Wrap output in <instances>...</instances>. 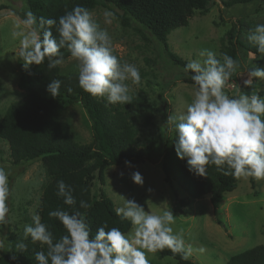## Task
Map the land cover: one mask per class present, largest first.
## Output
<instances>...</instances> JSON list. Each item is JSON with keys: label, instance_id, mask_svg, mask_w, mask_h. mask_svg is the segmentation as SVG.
I'll list each match as a JSON object with an SVG mask.
<instances>
[{"label": "rangeland", "instance_id": "obj_1", "mask_svg": "<svg viewBox=\"0 0 264 264\" xmlns=\"http://www.w3.org/2000/svg\"><path fill=\"white\" fill-rule=\"evenodd\" d=\"M0 119L7 106L24 97L25 91L19 86V77L24 72L18 57L19 40L11 36L17 23L26 18L22 0H0ZM93 18L106 29L112 38L114 54L121 62L136 65L140 70L139 84L129 85V95L143 93L150 101L151 110L136 114L133 125L136 130V146L141 147L150 139L159 140L156 144L153 160L109 165L105 168L104 184L92 181L95 193L103 191L115 208L122 206L124 199H135L147 211L162 213L172 210L175 215L176 231L183 230L186 244L192 248L191 258L196 264H225L230 256L249 249L257 244L264 245V181L252 178H239L236 187L225 193L220 201L217 214H214L209 196L192 198L186 186L173 179L171 184L163 180L159 165L162 154L161 140L171 138L173 131L167 119L169 115H179L191 102L193 86L183 81L186 74L182 68L174 66L155 39L147 31L133 22L124 26L117 15L109 8L97 5L90 10ZM106 11L113 16L105 17ZM106 20H110L107 23ZM235 23L239 27L240 37L248 45L247 34L257 23H264V0H254L246 4L224 7L220 0H210L202 11L195 10L188 24L175 28L167 35V45L171 52L188 62L191 59L202 60V50H211L220 56L221 40ZM225 43V41H224ZM239 51L238 72L226 83L225 91L232 95L239 90L249 96L259 94L264 97V81L254 82L245 88L243 81L253 67L264 68V56ZM253 54V53H252ZM61 74L78 73L77 62L71 56L59 65ZM124 106V104H121ZM150 113V122L145 115ZM62 128L72 132L73 140L79 144L91 141L90 121L79 102L65 103L61 112ZM88 164L91 161L87 162ZM0 167L8 172L10 194L7 200V224L0 226V241L5 244L3 252H10L11 240L23 238L25 224L32 223V214L37 212L43 187L50 181L41 160L23 161L12 164L8 155V146L0 140ZM139 171L143 186L130 179L131 173ZM123 173V176L120 174ZM253 183V184H252ZM132 227L126 234H130ZM149 264H178L172 257H158L149 254Z\"/></svg>", "mask_w": 264, "mask_h": 264}, {"label": "clouds", "instance_id": "obj_2", "mask_svg": "<svg viewBox=\"0 0 264 264\" xmlns=\"http://www.w3.org/2000/svg\"><path fill=\"white\" fill-rule=\"evenodd\" d=\"M105 17L113 16L106 11ZM110 23V20H106ZM55 29L57 35L53 34ZM11 36L19 40L18 57L24 69L41 65L47 60L49 69L64 63L61 49H67L77 62L79 87L93 97L106 98L109 104L131 103L129 85L139 84V68L121 62L114 54L112 38L106 29L93 18V13L83 5H75L58 18L36 17L31 11L15 25ZM248 41L264 56V23H257L247 34ZM200 59H191L184 65L193 86L191 102L179 115H169L168 123L174 131V149L179 159L186 161L190 172L205 176L209 165L216 166L224 175L234 178H252L264 181V97L251 96L237 90L232 95L225 91L226 83L233 74L240 75V61L228 54L202 50ZM253 59L254 54L250 53ZM243 81L245 88L254 82L264 81V68L253 67ZM62 81L51 80L47 91L59 95ZM125 164L132 167L131 161ZM123 176V173L120 174ZM133 183L143 186L144 178L139 171L131 173ZM74 189L63 180L57 182L58 197L66 205L77 201ZM10 194L8 172L0 167V226L7 224V200ZM86 201L79 202L87 208ZM115 214L130 223L132 231L126 234L119 227L99 225L95 235L79 211L52 210L49 217L56 218L66 233L55 239L48 225L42 222L39 212H33L32 223L25 224L23 238L41 246L47 252L34 253L36 264H149V254L169 249L187 260L192 248L186 244L183 230L176 231L172 210L162 213L147 211L135 199H124ZM16 248L27 250L18 243ZM0 250L5 244L0 241ZM15 259V257H13Z\"/></svg>", "mask_w": 264, "mask_h": 264}, {"label": "trees", "instance_id": "obj_3", "mask_svg": "<svg viewBox=\"0 0 264 264\" xmlns=\"http://www.w3.org/2000/svg\"><path fill=\"white\" fill-rule=\"evenodd\" d=\"M210 0H22L24 14L31 11L37 18H58L75 5H83L89 10L102 5L114 11L124 26L135 23L155 39L164 50L167 59L174 66L182 68L187 63L171 52L167 45V35L175 28L188 24V19L195 10L202 11ZM224 7L246 4L254 0H220ZM1 7L0 9H2ZM53 34L57 35L55 29ZM239 27L233 23L221 40L222 54H228L237 60L239 51L260 55L254 45H248L241 39ZM225 41V43H224ZM64 59L70 56L67 49H61ZM78 73L61 74L59 66L49 69L47 60L41 65L32 64L19 77V86L25 91L24 97L10 103L0 119V140L8 146V155L12 164L23 161L41 160L50 181L43 187L37 212L43 223L48 225L54 238L59 239L66 233L63 225L54 217H49L52 210L62 209L68 212L79 211L95 235L96 228L107 222L109 227H119L128 232L131 225L115 214V206L103 192L92 190V181L98 184L105 181L104 171L109 165H119L126 160L131 163L153 160L156 144L159 140L150 139L141 147L136 146V130L133 119L136 114L151 110L149 99L138 93L131 103L109 104L106 98L93 97L84 92L78 84ZM183 81L192 84L190 76ZM62 81L59 95L51 96L47 84L51 80ZM79 102L90 121L91 141L79 144L73 140L72 132L62 128L61 112L65 103ZM145 120L152 116L147 113ZM174 136L161 140L162 154L159 165L163 180L171 184L173 179L186 186L192 198L209 196L214 214L225 193L232 191L237 178L224 175L216 166L209 165L205 176L190 172L186 161L177 157L174 149ZM91 161L90 164L87 162ZM63 180L74 191L76 205L64 204L63 198L56 195L57 182ZM253 184V183H252ZM83 200L89 205L80 208ZM25 243L27 250L16 248L18 243ZM47 252V246L33 243L31 239L15 238L11 240L10 252L0 254V264H36L34 253ZM157 256L172 257L178 264H196L191 258L182 259L180 254H173L169 249L156 252ZM15 257V259H13ZM225 264H264V245L257 244L249 249L229 257Z\"/></svg>", "mask_w": 264, "mask_h": 264}]
</instances>
